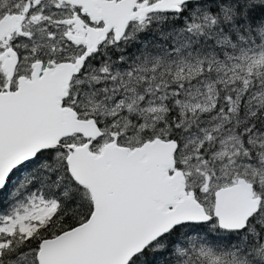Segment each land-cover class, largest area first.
I'll use <instances>...</instances> for the list:
<instances>
[{
  "label": "snow or ice",
  "instance_id": "1",
  "mask_svg": "<svg viewBox=\"0 0 264 264\" xmlns=\"http://www.w3.org/2000/svg\"><path fill=\"white\" fill-rule=\"evenodd\" d=\"M0 264H264V0H0Z\"/></svg>",
  "mask_w": 264,
  "mask_h": 264
}]
</instances>
